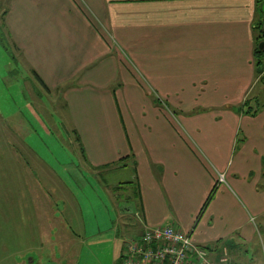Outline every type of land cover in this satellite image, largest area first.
<instances>
[{
	"label": "crops",
	"instance_id": "obj_1",
	"mask_svg": "<svg viewBox=\"0 0 264 264\" xmlns=\"http://www.w3.org/2000/svg\"><path fill=\"white\" fill-rule=\"evenodd\" d=\"M7 12L21 66L59 98L85 163L131 171L118 189L135 184L134 236L174 224L207 250L253 237L264 215V102L250 93L264 78L259 0H13ZM141 89L170 90L168 107ZM226 241L209 250L217 264H233Z\"/></svg>",
	"mask_w": 264,
	"mask_h": 264
},
{
	"label": "rangeland",
	"instance_id": "obj_2",
	"mask_svg": "<svg viewBox=\"0 0 264 264\" xmlns=\"http://www.w3.org/2000/svg\"><path fill=\"white\" fill-rule=\"evenodd\" d=\"M12 2L0 0V264H122L124 239L135 237L127 225L135 221L136 198L135 184L118 185L131 171L85 163L82 142L59 116V98L18 60L6 22ZM255 29L264 35L258 22ZM262 42L264 36L258 47ZM164 91L170 90H138L167 108ZM250 93L264 102V78ZM122 96L138 95L125 90ZM252 221L257 232L249 241L236 233L208 252L228 240L233 264H264V215Z\"/></svg>",
	"mask_w": 264,
	"mask_h": 264
},
{
	"label": "built area",
	"instance_id": "obj_3",
	"mask_svg": "<svg viewBox=\"0 0 264 264\" xmlns=\"http://www.w3.org/2000/svg\"><path fill=\"white\" fill-rule=\"evenodd\" d=\"M224 175H219L222 182ZM121 259L122 264H217L205 247L194 243L192 232L174 224L147 227L142 234L127 239ZM221 259L228 260V248Z\"/></svg>",
	"mask_w": 264,
	"mask_h": 264
},
{
	"label": "trees",
	"instance_id": "obj_4",
	"mask_svg": "<svg viewBox=\"0 0 264 264\" xmlns=\"http://www.w3.org/2000/svg\"><path fill=\"white\" fill-rule=\"evenodd\" d=\"M259 2L263 4V3H264V0H259ZM261 28L264 30V23L262 24ZM263 36H264V35H263ZM263 36L258 37V39H257V40H258V44H259V42L261 41V39H262ZM255 53H256V56H258L259 54L263 53V51H261V50L259 49L258 45H257V48H256ZM259 65H261V62H259ZM82 150H83V147H82Z\"/></svg>",
	"mask_w": 264,
	"mask_h": 264
},
{
	"label": "water",
	"instance_id": "obj_5",
	"mask_svg": "<svg viewBox=\"0 0 264 264\" xmlns=\"http://www.w3.org/2000/svg\"><path fill=\"white\" fill-rule=\"evenodd\" d=\"M262 11H263V13H264V3L262 4ZM259 49H260V50H263V49H264V42L261 43ZM258 70L261 71V67H259Z\"/></svg>",
	"mask_w": 264,
	"mask_h": 264
}]
</instances>
